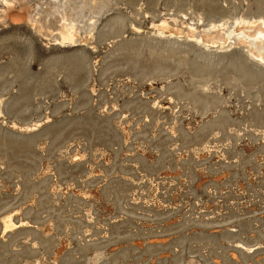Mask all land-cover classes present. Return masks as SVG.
<instances>
[{"label": "rangeland", "instance_id": "rangeland-1", "mask_svg": "<svg viewBox=\"0 0 264 264\" xmlns=\"http://www.w3.org/2000/svg\"><path fill=\"white\" fill-rule=\"evenodd\" d=\"M260 24L264 0H0V264H264Z\"/></svg>", "mask_w": 264, "mask_h": 264}, {"label": "bare ground", "instance_id": "bare-ground-1", "mask_svg": "<svg viewBox=\"0 0 264 264\" xmlns=\"http://www.w3.org/2000/svg\"><path fill=\"white\" fill-rule=\"evenodd\" d=\"M257 25H250V27H243V28H240L238 27V31H243L244 33H246L247 35H250L252 33V29H254L255 32L253 33H256V36L260 39L257 40L258 43H256L257 45V48L254 49L253 48V52H254V55L258 58H261L262 57V51L260 50V48L258 49V46L261 44V42L264 40V26H260L258 28H256ZM256 29V30H255ZM159 32L161 33H171V34H184L185 32L182 31L180 28H173V27H169L167 24H161V26L159 27ZM190 35V34H188ZM199 41H202L206 44H210L213 42L211 41V38L210 36H204L203 38L199 39ZM220 46H223L222 43H219ZM13 222L11 221L10 217H7L4 218L3 220V231H6L8 229H10L11 227H13Z\"/></svg>", "mask_w": 264, "mask_h": 264}]
</instances>
